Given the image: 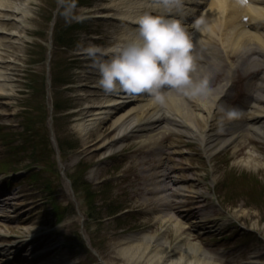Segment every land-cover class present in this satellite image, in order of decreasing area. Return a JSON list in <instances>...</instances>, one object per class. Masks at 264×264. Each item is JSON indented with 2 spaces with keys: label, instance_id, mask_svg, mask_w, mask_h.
Masks as SVG:
<instances>
[{
  "label": "rangeland",
  "instance_id": "rangeland-1",
  "mask_svg": "<svg viewBox=\"0 0 264 264\" xmlns=\"http://www.w3.org/2000/svg\"><path fill=\"white\" fill-rule=\"evenodd\" d=\"M30 4L24 48L33 49L25 55L21 53L18 59L22 65L26 62L28 68L17 67L13 72V95L10 99L0 98V199L7 196L0 202L3 252L10 255L11 250L5 249L6 246H15L13 264H134L119 256L116 246L131 235L141 237L162 230L160 222L155 226L150 219L157 220V210L143 208V214L136 213L141 207L130 196L133 187L123 181L124 174L136 160L135 154L131 155L132 150L123 149L136 140L124 141L115 147L117 155L107 156L110 152L104 149L87 148L75 128L87 115L82 109L86 104L82 105L85 99L80 93H96L92 77L99 72V62L107 59L97 55V60L88 61L79 54V48L94 47L100 51L109 48L97 39L104 36L101 31L112 29L115 21L111 15L114 14L99 15L97 7L106 4L99 0H30ZM79 21H83L82 25L76 27ZM231 59L237 61L235 56ZM263 70V65L253 63L247 70L240 68L233 72L229 95L222 105L237 98L240 90H244L246 96L252 93ZM205 78L214 88L220 82L218 77L216 80ZM246 96L242 100L247 101ZM193 100L195 103L196 99ZM233 106L238 109L241 102ZM110 124L108 120L102 126L110 130ZM194 142V147L183 146L179 157L184 161L195 159L193 166L199 167L194 177L206 184L199 185L198 191L210 197V202L202 203L204 211L214 213L215 217L206 224L207 229L200 227L201 224H192L196 213L183 218L192 242L216 260H225V264L253 261L252 264H264V190L260 191V196H254L247 185L232 187L222 174L225 166H233L236 159L227 160L223 153L221 157L216 155V159L209 158L202 144ZM227 148L233 151L232 146ZM258 148L260 152L256 154L264 158V146ZM196 155L198 157H193ZM146 156L150 158L149 154ZM259 172V178L264 176V169ZM141 186L144 184L137 185ZM241 190L243 193H239ZM151 195L144 193L138 199L141 202ZM247 196L259 206L251 212L260 217L236 221L235 211L240 210L236 207L247 203ZM130 209L134 211L129 212ZM56 211L62 223L49 237L45 227L53 224L52 214ZM163 233L172 247L178 244L173 230ZM47 238L56 241L55 254H46L33 263L30 259L24 261L29 251ZM66 239L70 240L69 244L61 246ZM181 253L190 260L199 257L188 250ZM177 256L180 257V253ZM1 258L6 260L7 256ZM148 258L141 259L139 264H148ZM156 263L158 260L153 264Z\"/></svg>",
  "mask_w": 264,
  "mask_h": 264
},
{
  "label": "bare ground",
  "instance_id": "bare-ground-1",
  "mask_svg": "<svg viewBox=\"0 0 264 264\" xmlns=\"http://www.w3.org/2000/svg\"><path fill=\"white\" fill-rule=\"evenodd\" d=\"M100 1L106 4L96 10L102 12V15L114 14L115 22L111 24L110 31H101L104 36L97 39H101L109 48L103 51L98 48L96 55L106 58L112 56L114 46L134 31L136 18L143 12L177 17L187 24L193 43L197 67L193 80L196 83L207 80L211 90L208 97L196 98L194 103L192 98L170 91L165 85L161 91L166 94V99L161 102L148 93H107L99 86L98 73L97 77H92V87L96 93H80L82 99H85L82 105L86 104V107L82 109L87 115L75 124V128L85 142L84 145L87 148L96 146L94 151L104 149V152H110L107 156H115L118 154L116 146L126 140H136L129 142L123 149L132 150L131 155L136 156L133 165L124 174L123 181L133 187L130 196L141 207L137 208L136 213L143 214V208L157 210V220L150 219L155 226L160 222L162 228L158 233L126 237L116 246V251L119 256L134 264H139L141 259L147 257L148 264L156 260V264H225V260H216L211 253L203 251L197 243L192 242L193 238L187 232V222L183 218L196 213L198 216L192 224H201L207 229L209 227L206 224L215 214H206L204 211L202 203L210 202V197L198 191L199 185L206 184L202 179L194 177L199 167L193 166L195 159L184 161L179 154L183 146L194 147V141H198L209 158L216 159L223 153L227 160L236 159L233 166H225L222 174L225 175L224 179L232 183V187L247 185L253 190L250 193L254 196H260V191L264 190V176L258 177L261 174L259 171L264 169V158L256 154L258 147L264 145V70L257 77L256 86L252 85L253 92L248 95V102L243 104L244 110L238 109L237 117L222 119L223 113L220 110L232 84L231 74L240 68L247 70L253 63L264 66V0ZM30 8V0H0V98H11L15 88L13 72L22 66L17 61L21 53L25 55L33 49L24 48V37L27 36L24 35L25 24ZM197 11L201 12L202 18L199 24L194 23L193 19V13ZM10 24L12 26L8 28ZM85 54H89L88 50ZM232 56L237 57L236 62L232 61ZM205 76L215 80L218 77V86L214 88ZM229 102L223 105L226 108L233 107L235 100ZM108 120L111 121L110 130L102 126ZM186 137L190 140H185ZM229 146L233 147V151L227 148ZM247 167L250 170H246ZM138 184L144 186L139 188ZM144 193L152 195L140 202L138 197ZM246 200L245 204H236V208L240 207L234 214L236 221L260 217L251 212L259 206L248 197ZM169 229L178 238V244L174 247L164 239L163 231ZM187 250L199 257L192 260L186 258L181 251ZM179 253L180 257L177 256ZM4 260L1 259L0 264H6L7 260Z\"/></svg>",
  "mask_w": 264,
  "mask_h": 264
},
{
  "label": "clouds",
  "instance_id": "clouds-1",
  "mask_svg": "<svg viewBox=\"0 0 264 264\" xmlns=\"http://www.w3.org/2000/svg\"><path fill=\"white\" fill-rule=\"evenodd\" d=\"M136 20L134 31L114 46L113 55L99 62V86L107 93H148L161 102L166 99L161 91L165 85L184 97H208L211 91L208 81L193 80L197 67L187 24L177 17L147 11ZM201 22L202 18L194 21ZM97 51L88 49L93 57ZM220 110L222 119L239 115L235 107L221 105Z\"/></svg>",
  "mask_w": 264,
  "mask_h": 264
}]
</instances>
